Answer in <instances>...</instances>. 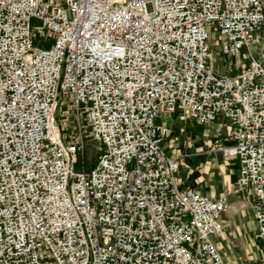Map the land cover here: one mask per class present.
I'll return each instance as SVG.
<instances>
[{"label": "built area", "instance_id": "2783aa9c", "mask_svg": "<svg viewBox=\"0 0 264 264\" xmlns=\"http://www.w3.org/2000/svg\"><path fill=\"white\" fill-rule=\"evenodd\" d=\"M212 25L220 53L246 49L234 73L213 66ZM259 42L264 0H0V264H264L224 256L225 199L179 186L156 120L229 119L213 148L238 157L264 245ZM63 95L99 142L89 166L84 136H62Z\"/></svg>", "mask_w": 264, "mask_h": 264}, {"label": "crops", "instance_id": "0c3cea01", "mask_svg": "<svg viewBox=\"0 0 264 264\" xmlns=\"http://www.w3.org/2000/svg\"><path fill=\"white\" fill-rule=\"evenodd\" d=\"M260 45L261 42L252 47V55L264 62ZM245 50L242 49L241 52L244 53L247 63ZM231 56L234 58L235 55ZM238 69L239 67L235 66L231 71L216 70L234 73ZM156 120L168 126L163 146L168 153L179 158V168L176 172L179 186H193L212 198L224 197L225 208L222 212L224 227L214 236V241L224 256L236 263L262 255L264 245L262 248L258 244L260 239L254 235L252 188L250 186L232 188L238 176L239 159L236 155L225 154L221 149L213 148L215 138H219L221 144L232 142L229 137L231 128L229 119L218 115L209 123H200L192 118L183 117L176 110ZM239 244L243 247L238 246ZM239 247L242 250H238Z\"/></svg>", "mask_w": 264, "mask_h": 264}, {"label": "rangeland", "instance_id": "374dc122", "mask_svg": "<svg viewBox=\"0 0 264 264\" xmlns=\"http://www.w3.org/2000/svg\"><path fill=\"white\" fill-rule=\"evenodd\" d=\"M32 27L35 30L37 37H44L45 33L40 32L37 29V25L39 21L37 19L31 20ZM214 25L211 27V31L209 32V43L211 45V58L212 63L215 69L220 71H231L234 70L235 66H242L246 62V58L244 53L241 51L236 53L234 58L232 56H226L219 52L218 50V42L219 39L215 31ZM69 96L63 95L57 112V119L59 123V127L64 139L77 142L80 139V133L84 136L85 144L83 151V161L85 166H89L95 162L99 153V142L92 138L90 134V128L87 124L85 114L83 110L80 111V116H77L75 110L69 104ZM79 118V122H78ZM258 244L263 248V243L258 240ZM238 246H241L239 244ZM238 250H242L240 248Z\"/></svg>", "mask_w": 264, "mask_h": 264}]
</instances>
